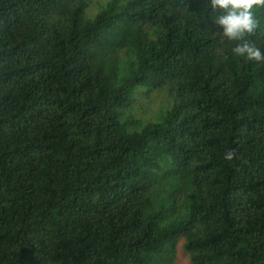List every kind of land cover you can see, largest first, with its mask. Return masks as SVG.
Segmentation results:
<instances>
[{
    "label": "trees",
    "instance_id": "1",
    "mask_svg": "<svg viewBox=\"0 0 264 264\" xmlns=\"http://www.w3.org/2000/svg\"><path fill=\"white\" fill-rule=\"evenodd\" d=\"M92 1L0 0V264H264V62L210 0Z\"/></svg>",
    "mask_w": 264,
    "mask_h": 264
},
{
    "label": "clouds",
    "instance_id": "2",
    "mask_svg": "<svg viewBox=\"0 0 264 264\" xmlns=\"http://www.w3.org/2000/svg\"><path fill=\"white\" fill-rule=\"evenodd\" d=\"M209 5L213 12L220 13L213 20L223 29L220 36L237 42L232 49L234 55L246 61L264 62V52L249 39L260 27L255 10L264 8V0H210ZM234 155L230 150L225 159L232 160Z\"/></svg>",
    "mask_w": 264,
    "mask_h": 264
},
{
    "label": "rangeland",
    "instance_id": "3",
    "mask_svg": "<svg viewBox=\"0 0 264 264\" xmlns=\"http://www.w3.org/2000/svg\"><path fill=\"white\" fill-rule=\"evenodd\" d=\"M108 0H93L90 7V14L94 15L102 5ZM170 104V97L167 91L161 90L153 92L149 96L139 94L133 104L132 110H128L127 114L132 119L141 121L140 123H147L150 120H157L164 110ZM185 239H181L178 244V254L176 264H192L188 251L184 247Z\"/></svg>",
    "mask_w": 264,
    "mask_h": 264
}]
</instances>
